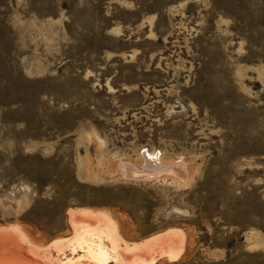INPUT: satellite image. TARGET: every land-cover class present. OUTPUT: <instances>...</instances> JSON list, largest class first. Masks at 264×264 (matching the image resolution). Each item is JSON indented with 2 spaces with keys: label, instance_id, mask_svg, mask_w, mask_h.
<instances>
[{
  "label": "rangeland",
  "instance_id": "rangeland-1",
  "mask_svg": "<svg viewBox=\"0 0 264 264\" xmlns=\"http://www.w3.org/2000/svg\"><path fill=\"white\" fill-rule=\"evenodd\" d=\"M86 214L132 264H264V0H0V258L76 262Z\"/></svg>",
  "mask_w": 264,
  "mask_h": 264
},
{
  "label": "bare ground",
  "instance_id": "bare-ground-1",
  "mask_svg": "<svg viewBox=\"0 0 264 264\" xmlns=\"http://www.w3.org/2000/svg\"><path fill=\"white\" fill-rule=\"evenodd\" d=\"M144 163V167H137L131 163L121 164L123 177L128 180L142 181L166 174L177 177L182 181L189 179L188 169L181 161L162 164L147 154ZM86 215V217H77L73 220L75 235L69 241L68 246H70V252L73 255H78L79 258H77L76 262L73 261L69 264H111L113 259L116 264H132L136 257L147 258L144 253L145 250L140 251L143 246L142 248L138 246L136 249H129L128 247L123 249L120 241L117 240L112 232L108 220H100L98 223L100 228H97L95 219L88 214ZM160 239H163V237L157 238L155 241ZM111 243H113L112 247ZM173 252L175 251L171 252L170 258L176 257ZM34 253V262L38 264L37 251H34ZM60 253L61 255L65 254L63 249ZM8 256H11V254L2 255L0 264H13L9 261L10 258ZM72 258L74 259V257ZM72 258H68V260ZM66 263L64 262L63 264Z\"/></svg>",
  "mask_w": 264,
  "mask_h": 264
}]
</instances>
